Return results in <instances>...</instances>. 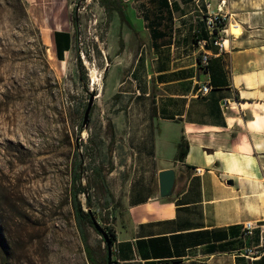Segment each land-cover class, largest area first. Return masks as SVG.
Returning <instances> with one entry per match:
<instances>
[{
	"label": "crops",
	"instance_id": "obj_1",
	"mask_svg": "<svg viewBox=\"0 0 264 264\" xmlns=\"http://www.w3.org/2000/svg\"><path fill=\"white\" fill-rule=\"evenodd\" d=\"M23 1L44 42L68 61L78 35L69 0ZM117 3L103 80L113 264H264V253L245 255L260 234L244 226L264 221V0ZM208 3L239 23L223 49L198 42L210 38ZM170 168L175 186L162 196L160 173Z\"/></svg>",
	"mask_w": 264,
	"mask_h": 264
},
{
	"label": "rangeland",
	"instance_id": "obj_2",
	"mask_svg": "<svg viewBox=\"0 0 264 264\" xmlns=\"http://www.w3.org/2000/svg\"><path fill=\"white\" fill-rule=\"evenodd\" d=\"M69 3L78 35L68 61H60L23 0H0V264H93L86 243L97 264H108L102 235L78 221L73 176L80 172L78 183L92 197L89 205L88 193L79 194L82 208L91 206L103 228L113 229L115 211L94 170L105 176L111 164L103 80L113 20L102 0Z\"/></svg>",
	"mask_w": 264,
	"mask_h": 264
},
{
	"label": "built area",
	"instance_id": "obj_3",
	"mask_svg": "<svg viewBox=\"0 0 264 264\" xmlns=\"http://www.w3.org/2000/svg\"><path fill=\"white\" fill-rule=\"evenodd\" d=\"M211 7V3H208L209 10L204 18L210 38L199 37L198 42L208 44L209 40H211L214 45L223 49L225 47V37L234 35L235 30L239 27V23L232 20L231 14L222 12L221 9L214 10ZM200 65L203 70H208L210 65V56L208 53L204 54ZM210 89V84L205 83L201 87V92L207 93ZM244 226L246 235H253L256 230H259V243L248 247L245 251V255L253 259L264 253V221H248Z\"/></svg>",
	"mask_w": 264,
	"mask_h": 264
},
{
	"label": "trees",
	"instance_id": "obj_4",
	"mask_svg": "<svg viewBox=\"0 0 264 264\" xmlns=\"http://www.w3.org/2000/svg\"><path fill=\"white\" fill-rule=\"evenodd\" d=\"M118 0H102L103 2V5L107 6V8L109 10H111L112 8L113 9H119L120 6L118 5L117 3ZM24 2V1H23ZM24 5L26 7V4L24 2ZM74 23H75V26H76V29H78V26H79V23H78V20L76 19V17H74ZM58 57L60 59H63L60 54H58ZM83 64H82V60H80V67L82 68ZM188 152V145L185 143V142H181L179 144V153H178V159L179 160H184L185 159V156ZM95 173L97 175V184L106 188V182H105V176L104 174L102 173V170L99 168H95ZM81 177V174L80 172H76L73 176V188H74V191H73V204H74V207L76 209V213H77V217H78V221L79 223L82 225L83 222H90L92 225V218H91V214L90 212H86L83 208H82V201L80 200L79 198V194L80 193H88V197H87V202L89 205L92 204V197L89 193V191L87 190L86 187L82 186V184L78 183L79 179ZM107 189V188H106ZM107 201V204H109V201ZM94 213V211H93ZM95 215V213H94ZM113 216V214H112ZM116 218V215H114ZM107 232L109 233L110 235V239L112 241V243L114 242V239L116 238V233H115V230L114 228H107ZM104 241V239H103ZM106 249H107V253H106V259H108V248H107V244H106ZM86 250H87V253L89 255V258L91 259V261L93 262V264H97L94 256H93V251L91 249V247L88 245V243H86ZM108 262V261H107Z\"/></svg>",
	"mask_w": 264,
	"mask_h": 264
},
{
	"label": "water",
	"instance_id": "obj_5",
	"mask_svg": "<svg viewBox=\"0 0 264 264\" xmlns=\"http://www.w3.org/2000/svg\"><path fill=\"white\" fill-rule=\"evenodd\" d=\"M109 65L106 66L107 70ZM95 94L91 93L90 100L84 115L83 120V127H87L90 121V114L94 105L95 101ZM176 182V170L174 168L166 169L161 171L160 173V183H161V195L162 196H168L172 193L173 188L175 186ZM232 182V181H230ZM88 212L91 214L92 223L94 228L99 232V234L102 235L104 242L107 244L108 248V264H113V258H112V241L110 239L109 233L103 228V226L99 223L97 218L95 217L93 210L91 206L88 208Z\"/></svg>",
	"mask_w": 264,
	"mask_h": 264
},
{
	"label": "bare ground",
	"instance_id": "obj_6",
	"mask_svg": "<svg viewBox=\"0 0 264 264\" xmlns=\"http://www.w3.org/2000/svg\"><path fill=\"white\" fill-rule=\"evenodd\" d=\"M95 74V73H94ZM93 78V77H92ZM93 81H94V83H95V85L98 83V85H100L101 84V82L99 81V76L98 77H95L94 79H93ZM99 81V82H98Z\"/></svg>",
	"mask_w": 264,
	"mask_h": 264
}]
</instances>
